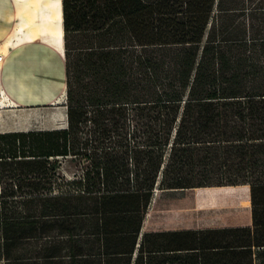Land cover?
I'll return each instance as SVG.
<instances>
[{"label":"trees","instance_id":"1","mask_svg":"<svg viewBox=\"0 0 264 264\" xmlns=\"http://www.w3.org/2000/svg\"><path fill=\"white\" fill-rule=\"evenodd\" d=\"M62 10L65 125L0 131V264H264V0ZM224 189L249 223L152 222Z\"/></svg>","mask_w":264,"mask_h":264},{"label":"rangeland","instance_id":"2","mask_svg":"<svg viewBox=\"0 0 264 264\" xmlns=\"http://www.w3.org/2000/svg\"><path fill=\"white\" fill-rule=\"evenodd\" d=\"M47 2L49 1L22 0L25 5L20 10L18 5H14L16 3L14 0L13 8H17L20 12L9 11L8 17L0 21V53L6 56L5 62H0L2 67L0 74V131L44 128L50 126L53 120L57 118L60 119L61 123L64 122L63 120L66 121V114L62 112L63 108L59 107L66 103V90L61 93V97L55 102H43L42 104V101L36 99L40 95H48L54 92L52 87L57 86L56 82H59V75H57L59 65L58 62L56 63V58H64V38L60 44L57 42L55 32L42 31V25L45 27L49 20L52 19H48L49 14L52 17V11H49L51 7L47 6ZM54 2L58 3L59 0ZM2 14L4 12H1V16ZM57 14L58 16L53 22L55 29L60 26L58 18L60 13L58 12ZM18 19L23 24H19ZM44 34H50L51 36H44ZM23 37L26 40L20 41ZM36 40L43 41V56L37 58L36 54L31 55L29 62L32 65V69H28L29 72L25 71L26 69L15 67L13 65L14 62H20L26 51L37 49ZM56 88L60 92V88ZM25 96H33L34 99L26 101ZM60 175L64 179L73 180L82 175V165L78 161L65 159L62 161ZM245 195L246 192L241 189H224L213 193H199L198 190L177 191L169 196L163 194L160 197L159 206H169L170 204L179 208L196 207H194V210L173 209L165 213L161 212L166 214L165 216L158 215V212L153 217L152 222L155 227L163 226V224L168 222L177 227L249 223L250 210L246 205L223 207L217 204V202L222 204L223 201L227 200H242ZM215 198L217 202H215Z\"/></svg>","mask_w":264,"mask_h":264},{"label":"crops","instance_id":"3","mask_svg":"<svg viewBox=\"0 0 264 264\" xmlns=\"http://www.w3.org/2000/svg\"><path fill=\"white\" fill-rule=\"evenodd\" d=\"M3 1H4V4H3ZM13 1L14 0H0V21H3L5 20V18L8 17V12L9 11H18L17 8H13V6L16 4V6L18 5L20 10L23 8V4L22 3V0L19 2V0H15L16 3H14L13 5ZM1 12H4V14H2L1 16ZM19 22V24H21L22 22L18 19L17 20ZM23 24V23H22ZM26 40L24 37L22 39H20V41H24ZM37 42V49H32L30 51H26L25 52V55L22 57V60L20 62L18 61H15L14 62V66L15 67H18L20 69H26L25 71H28V69H32V65L30 64L29 62V58L31 57V55H35L37 56V58L43 56L42 55V43L43 41L42 40H36ZM64 54V58H60V59H57L56 58V63L58 62V65H59V68H58V71H57V75H59V82H56L57 83V86H55L54 88L52 87V89H54V92L48 94V95H40V97H36V99L38 101H42L41 103L43 104V102H55V101H58L59 98L61 97V93L66 90V85H67V76H66V68H65V53ZM6 60V56L4 57V60L2 62H5ZM35 65V63H34ZM36 66V65H35ZM8 67V66H7ZM39 71V70H37ZM2 72V67L0 66V74ZM29 72V71H28ZM1 76V75H0ZM62 79H63V82H62ZM56 87H59L60 88V92L57 91L58 88ZM66 92V91H65ZM35 97V96H34ZM33 100V96L30 97V96H25V100L26 101H30ZM47 104V103H45ZM66 104V103H65ZM63 105V106H59V107H62L63 108V113L67 114V108H66V105ZM64 122L61 123L60 122V119L57 118L56 120H53V123L48 126V127H44V128H56V127H61V126H64L66 121L63 120ZM15 130H23V129H15ZM28 130V129H27ZM6 131V130H4Z\"/></svg>","mask_w":264,"mask_h":264},{"label":"bare ground","instance_id":"4","mask_svg":"<svg viewBox=\"0 0 264 264\" xmlns=\"http://www.w3.org/2000/svg\"><path fill=\"white\" fill-rule=\"evenodd\" d=\"M36 1H49V2H47L48 4H47V6H49V7H51V9L49 10V11H52V17H50L49 15H48V19H50V18H52L51 20H49V22H48V24H46V26L44 27L43 25H42V27H43V29H42V31H44V32H52V33H54L55 32V36L57 37V42L58 43H62L63 42V38H64V27H63V10H62V0H59V2L58 3H56V2H54L55 0H36ZM35 2V1H34ZM42 4V3H41ZM45 4V3H44ZM1 6V5H0ZM48 11V12H49ZM20 12V10H18V13ZM60 13V15H59V21H60V26L58 27V29H55L54 28V24H53V22H55L54 20H55V18H56V16H58V14L57 13ZM3 13V12H2ZM57 14V15H56ZM46 19V18H45ZM44 19V20H45ZM41 31V32H42ZM39 32V31H38ZM45 35H47V34H44V36ZM43 36V35H42ZM47 36H51L50 34L49 35H47ZM53 36V35H52ZM55 37V38H56ZM47 39H48V37H47ZM53 39V38H52ZM56 41V40H55ZM56 42V43H57ZM47 43H48V41H47ZM50 43V42H49ZM63 45V44H62ZM60 48V47H59ZM61 50V49H60Z\"/></svg>","mask_w":264,"mask_h":264},{"label":"built area","instance_id":"5","mask_svg":"<svg viewBox=\"0 0 264 264\" xmlns=\"http://www.w3.org/2000/svg\"><path fill=\"white\" fill-rule=\"evenodd\" d=\"M5 54H1L0 53V62H2L4 60Z\"/></svg>","mask_w":264,"mask_h":264}]
</instances>
